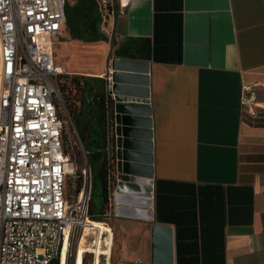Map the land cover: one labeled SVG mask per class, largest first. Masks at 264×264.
<instances>
[{
    "label": "crops",
    "instance_id": "1",
    "mask_svg": "<svg viewBox=\"0 0 264 264\" xmlns=\"http://www.w3.org/2000/svg\"><path fill=\"white\" fill-rule=\"evenodd\" d=\"M97 1L106 39L64 23L53 52L68 75L104 78L113 58L148 68L150 194L113 189L120 264H150L154 224L171 229L172 264H264V108L241 105L244 86L263 98L264 0Z\"/></svg>",
    "mask_w": 264,
    "mask_h": 264
},
{
    "label": "built area",
    "instance_id": "2",
    "mask_svg": "<svg viewBox=\"0 0 264 264\" xmlns=\"http://www.w3.org/2000/svg\"><path fill=\"white\" fill-rule=\"evenodd\" d=\"M65 6L66 0H0V264H52L89 218L92 174L85 154L76 199L65 192L75 169L59 111L65 71L53 52ZM241 105L256 117L264 89L259 99L244 86ZM107 235L104 230L102 239ZM112 243L110 236L106 255L85 250L81 264L87 255L91 264H111Z\"/></svg>",
    "mask_w": 264,
    "mask_h": 264
},
{
    "label": "water",
    "instance_id": "3",
    "mask_svg": "<svg viewBox=\"0 0 264 264\" xmlns=\"http://www.w3.org/2000/svg\"><path fill=\"white\" fill-rule=\"evenodd\" d=\"M147 73L146 64L118 58L107 63L103 78L105 110L96 120L95 129L110 179L111 205L114 204L113 189H123L127 182L138 186V190L129 191L131 194H150L147 178L152 174V135ZM150 238V264H172L171 229L154 224Z\"/></svg>",
    "mask_w": 264,
    "mask_h": 264
},
{
    "label": "trees",
    "instance_id": "4",
    "mask_svg": "<svg viewBox=\"0 0 264 264\" xmlns=\"http://www.w3.org/2000/svg\"><path fill=\"white\" fill-rule=\"evenodd\" d=\"M99 19L100 10L97 0H76L74 4H66L65 6L66 29L72 38L84 41L105 40V36L99 34L97 29ZM103 82V78L84 75L64 74L59 76L58 79L63 103L71 122L77 130V138L86 156L91 174L98 175L101 181L103 197L101 211L110 202V179L103 157L101 141L95 129L96 120L102 117L105 110ZM91 96L93 98L92 102L89 99ZM90 104L92 109H90ZM86 117L93 120L92 126L86 121ZM92 134H94V137H92ZM63 141L65 144L67 143L64 135ZM97 148L100 149L97 150ZM65 149L67 152L66 147ZM88 214L91 219L88 218L87 221L100 222L99 218L93 217L91 209L88 210ZM55 264H57V259Z\"/></svg>",
    "mask_w": 264,
    "mask_h": 264
},
{
    "label": "rangeland",
    "instance_id": "5",
    "mask_svg": "<svg viewBox=\"0 0 264 264\" xmlns=\"http://www.w3.org/2000/svg\"><path fill=\"white\" fill-rule=\"evenodd\" d=\"M69 1L71 2L72 0H69ZM107 26H108V21L105 23L104 27L107 28ZM59 111H60V117L63 121V135L65 136V140L67 142L66 144L64 142V146L68 150L66 154H67L68 159L74 163L73 166L75 169V174L68 175L67 180H66V186H65V192L68 195L70 201L73 202L76 199L77 190L79 187L78 177L80 174V170L85 162V156H84L82 147L80 145V142L78 141V138H77V130L75 129L73 123L71 122L69 118V114H68V111L65 105L64 107H61ZM91 186H92L91 198H90L88 207L89 209H91V212L93 213L94 218H99L100 223L106 222L109 224L108 226L107 225L106 226L109 229L112 228L113 243H112V249H111V264H120L118 260V255L120 254L121 257H124L126 251L123 248V250L121 249L118 254V239L117 238L119 237V229H118V226L116 225V222L118 219L111 213L110 202L101 211V208L103 206V197H102L101 181L98 175L96 174L92 175ZM135 221L142 222V220H138V219H135ZM87 222L89 221H86V223ZM86 223H83V226ZM140 226H141V229L148 228L149 222L143 221V224H141ZM93 238L94 236H92L91 234L86 235L84 230L82 233H78L75 239L70 238V241L68 243V249H67V257H66L67 264H72L73 258L75 259L74 264L77 261L80 262L79 260L80 253H83L85 250H90L91 241H93ZM90 257H91L90 255L86 256L87 258L86 264H91ZM59 258L60 257L57 258L58 264H59ZM55 260L52 264H55Z\"/></svg>",
    "mask_w": 264,
    "mask_h": 264
},
{
    "label": "bare ground",
    "instance_id": "6",
    "mask_svg": "<svg viewBox=\"0 0 264 264\" xmlns=\"http://www.w3.org/2000/svg\"><path fill=\"white\" fill-rule=\"evenodd\" d=\"M66 169L68 172L72 171V166L70 164L66 165ZM144 188V187H143ZM144 209L140 211V213H137L138 217H142L143 219L147 220L149 219V200L148 199H144ZM136 216V217H137ZM86 233V235L91 234L92 236H94L93 241H91V247H90V251H93L96 255L97 254H103L106 255L108 254V244H109V238H107V241L104 242L103 244V239H102V232L104 230H107V232H109V230H111L112 232V228L109 229L108 227H106L105 225L101 224L100 222H87L84 225V229H83ZM105 248V252L102 253V248ZM67 249H68V241L66 240L63 246V250L60 254V258H59V264H67ZM83 253H80L79 256V261H77L75 264H81V257H82ZM76 258V257H75ZM75 259L73 260L74 264ZM98 264V263H96Z\"/></svg>",
    "mask_w": 264,
    "mask_h": 264
}]
</instances>
